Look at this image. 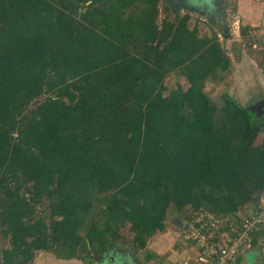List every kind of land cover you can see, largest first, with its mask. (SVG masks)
Masks as SVG:
<instances>
[{
  "label": "trees",
  "instance_id": "1",
  "mask_svg": "<svg viewBox=\"0 0 264 264\" xmlns=\"http://www.w3.org/2000/svg\"><path fill=\"white\" fill-rule=\"evenodd\" d=\"M160 1L0 0V264H106L129 233L145 248L170 208L240 225L259 206L264 106L215 102L206 84L232 67L219 34L189 13L160 21ZM173 72L188 86L166 94ZM248 248L231 264H264V222Z\"/></svg>",
  "mask_w": 264,
  "mask_h": 264
},
{
  "label": "rangeland",
  "instance_id": "2",
  "mask_svg": "<svg viewBox=\"0 0 264 264\" xmlns=\"http://www.w3.org/2000/svg\"><path fill=\"white\" fill-rule=\"evenodd\" d=\"M175 3L176 0L160 1V21L166 12L173 17L176 14L175 11L181 14L189 13L190 25H197L200 35L212 36L214 32L218 33L219 40L231 57V70L225 72L220 81H209L206 84V90L215 102L221 104L224 93L249 107L254 106L258 98H260L259 101L262 100L264 98L262 97L264 95V44L259 39L262 40L264 38V25L260 24V26L251 27L248 33L247 31L244 32V24H242L241 18L237 15L236 0H227L228 4L225 7L227 15L225 13L223 15L213 13L209 17L194 9L189 10L178 7L174 5ZM259 6L261 5L259 4ZM225 28H228L231 33L228 39H225L223 35ZM252 38H258V40L250 45ZM178 83H181L185 88L188 86L186 78L180 72L169 74L165 81L167 87L165 93H169ZM259 141H261V137H259ZM189 211L188 209L184 213H180L175 208H170L167 214L166 228L154 234L148 240L147 246L139 251L132 247L131 241H129L130 233L127 238L125 237L124 241H119L112 249L128 253L131 262H136V264H182L183 260L189 257V250L184 248L185 245L183 244V231L187 224L186 216L191 214ZM246 211L248 212L249 208ZM124 232L127 234L126 230ZM248 247L243 248L241 251L242 255L243 253H248ZM34 264L86 263L79 259L63 260L50 252L43 251L38 253ZM241 264H262L261 257L250 258L245 256Z\"/></svg>",
  "mask_w": 264,
  "mask_h": 264
},
{
  "label": "built area",
  "instance_id": "3",
  "mask_svg": "<svg viewBox=\"0 0 264 264\" xmlns=\"http://www.w3.org/2000/svg\"><path fill=\"white\" fill-rule=\"evenodd\" d=\"M262 40L264 43V38ZM241 215L242 221L238 225L235 219L217 216L207 210L192 212L183 231V244L189 250V257L182 264L234 262L243 248L250 245L253 231L264 222V194L256 209Z\"/></svg>",
  "mask_w": 264,
  "mask_h": 264
},
{
  "label": "flooded vegetation",
  "instance_id": "4",
  "mask_svg": "<svg viewBox=\"0 0 264 264\" xmlns=\"http://www.w3.org/2000/svg\"><path fill=\"white\" fill-rule=\"evenodd\" d=\"M226 2V0H176L174 5L183 9H194L198 12L200 11V13L209 17L213 15V13L223 15L225 13ZM129 257V254L122 250L112 249V251L108 253L106 252L107 259L104 258L101 261H106V264H136V262H131ZM97 262L93 264H99Z\"/></svg>",
  "mask_w": 264,
  "mask_h": 264
},
{
  "label": "crops",
  "instance_id": "5",
  "mask_svg": "<svg viewBox=\"0 0 264 264\" xmlns=\"http://www.w3.org/2000/svg\"><path fill=\"white\" fill-rule=\"evenodd\" d=\"M227 1V0H226ZM237 1V15L240 17L242 24L247 25H264V3L257 6V0H236ZM226 4H228L226 2ZM227 15V11H225ZM69 259L68 261H70Z\"/></svg>",
  "mask_w": 264,
  "mask_h": 264
},
{
  "label": "water",
  "instance_id": "6",
  "mask_svg": "<svg viewBox=\"0 0 264 264\" xmlns=\"http://www.w3.org/2000/svg\"><path fill=\"white\" fill-rule=\"evenodd\" d=\"M205 1H207V0H205ZM263 106H264V98L262 100L256 102L254 106L250 107V109H252V110L260 109L261 110Z\"/></svg>",
  "mask_w": 264,
  "mask_h": 264
},
{
  "label": "bare ground",
  "instance_id": "7",
  "mask_svg": "<svg viewBox=\"0 0 264 264\" xmlns=\"http://www.w3.org/2000/svg\"><path fill=\"white\" fill-rule=\"evenodd\" d=\"M220 93V92H219ZM222 93V92H221ZM256 204V203H255ZM239 224V223H238ZM241 224V223H240ZM178 228V227H177Z\"/></svg>",
  "mask_w": 264,
  "mask_h": 264
}]
</instances>
